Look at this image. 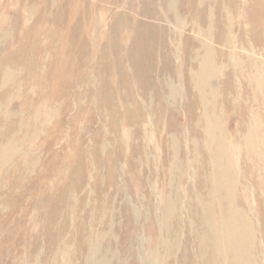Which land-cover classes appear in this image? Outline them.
I'll list each match as a JSON object with an SVG mask.
<instances>
[{
	"label": "rangeland",
	"instance_id": "rangeland-1",
	"mask_svg": "<svg viewBox=\"0 0 264 264\" xmlns=\"http://www.w3.org/2000/svg\"><path fill=\"white\" fill-rule=\"evenodd\" d=\"M262 137L264 0H0V264H264Z\"/></svg>",
	"mask_w": 264,
	"mask_h": 264
},
{
	"label": "bare ground",
	"instance_id": "bare-ground-1",
	"mask_svg": "<svg viewBox=\"0 0 264 264\" xmlns=\"http://www.w3.org/2000/svg\"><path fill=\"white\" fill-rule=\"evenodd\" d=\"M204 49H207V50H208L209 47L207 46V48H204ZM210 49H211V48H210ZM211 50H212V49H211ZM204 51H205V50H204ZM208 51L210 52V50H208ZM208 51H206V52L209 53ZM211 52H212V51H211ZM206 55H207V54H206ZM206 55H205V57H204L205 59H206ZM208 58H209V56H208ZM208 58H207V59H208ZM207 61H208V60H207ZM207 61H206V62H207ZM249 62L251 63V64L249 63L250 66L254 63V61L251 62V59L249 60ZM255 63H256V65H257V62H256V61H255ZM204 64H205V63H204ZM207 64H208V63H207ZM244 66H245V65H244ZM244 66H243V68H244ZM252 66H253V65H252ZM210 67H211V66H210ZM243 68H242V69H243ZM205 69H206V67L204 68V70H205ZM207 69H208V68H207ZM212 69H213V68H212ZM254 69H255V68H254ZM246 70H247V69H246ZM207 71H208V70H207ZM207 71H205V72H207ZM213 71H215V69H213ZM243 71H244V70H243ZM255 71H256V69H255ZM250 72H251V71H250ZM207 73H208V72H207ZM246 73H247V72H246ZM201 74H202V72H201ZM208 74H209V73H208ZM203 76H204V74H203ZM191 79H192V77H191ZM198 79H199V78H198ZM193 80H194V79H193ZM193 80H192V81H193ZM194 82H195V81H194ZM194 82H193V83H194ZM196 82H197V80H196ZM200 83H201V82H200ZM201 84H202V83H201ZM261 87H262V86H261ZM173 94H174V93H173ZM171 95H172V93H171ZM205 95H206V93H205ZM209 95H210V94H209ZM211 95H212V94H211ZM211 95H210V97H211ZM213 96H214V95H213ZM172 97H173V96H172ZM174 97H176V94L174 95ZM201 97H202V96H201ZM208 97H209V96H208ZM210 97H209V98H210ZM252 97H253V93H252ZM259 97H261V96H259ZM211 98H212V97H211ZM246 98H247V97H246ZM261 99H263V98L261 97ZM207 100H208V98H207ZM249 100H250V99H249ZM261 104H262V103H261ZM261 106H262V105H260V108H261ZM258 107H259V106H258ZM262 108H263V106H262ZM250 110H251V109H250ZM253 112H254V111H253ZM254 113H255V112H254ZM208 115H209V114H208ZM208 115H207V116H208ZM209 116H210V115H209ZM252 116H253V115H252ZM253 117H254V116H253ZM202 118H203V117H202ZM254 119H256V117H255ZM254 119H253V120H254ZM199 122H200V121H199ZM201 122H202V121H201ZM204 122H205V121H204ZM257 122H259V121H257ZM257 122H256V123H257ZM199 124H200V123H199ZM258 124H259V123H257L256 126H257ZM259 125H260V124H259ZM213 126H214V125H213ZM205 127H206V124H205ZM201 128H202V127H201ZM207 128H208V127H206L205 129H206V130H209V129H207ZM212 129H214V127H213ZM212 129H211V130H212ZM215 129H216V128H215ZM203 130H204V129H203ZM217 130H218V129H217ZM261 131H262V130H261ZM204 132H205V131H204ZM206 132H207V131H206ZM208 132H209V131H208ZM208 132H207V133H208ZM217 135H218V134H217ZM251 135H252V134H251ZM206 136H207V135H206ZM220 136H221V135H220ZM205 138H206V137H205ZM222 138H223V137H222ZM262 138H263V137H262ZM219 139H220V138H219ZM248 139H249V138H248ZM248 139H247V141H248ZM263 139H264V138H263ZM261 140H262V139H261ZM202 142H204V140H203ZM209 142H210V140H209ZM249 142H250V140H249ZM262 142H263V141H262ZM262 142H261V143H262ZM210 143H211V142H210ZM250 143H251V142H250ZM259 143H260V142H259ZM208 144H209V143H208ZM211 144H212V143H211ZM253 144H254V143H253ZM253 144H251V145L254 146L255 144H254V145H253ZM199 145H200V143H199ZM214 145H215V144H214ZM249 145H250V144H249ZM202 146H204V145H202ZM208 146H209V145H207V147H208ZM210 147H211V145H210ZM216 147H218V145H217ZM219 147H221V146L219 145ZM222 147H223V146H222ZM247 147H249V146H247ZM208 149H209V151H210V148H209V147H208ZM223 149H224V148H223ZM223 149H221V150L223 151ZM200 150H201V149H200ZM209 151H208V152H209ZM212 151H214V150H212ZM222 151H220V152L222 153ZM247 152H248V151H246V153H247ZM251 152H252V151H251ZM197 153L200 154L199 152H197ZM205 153H207V152H205ZM213 153H214V152H213ZM221 153H220V154H221ZM193 154H194V153H193ZM215 154H216V152H215ZM215 154H214V155H215ZM249 155H250V154H249ZM194 156H195V155H194ZM200 156H201V155H200ZM208 156H210V154H209ZM0 157H1V156H0ZM198 157H199V156H198ZM213 157H214V156H213ZM245 157H247V156H245ZM245 157H244V158H245ZM252 157H253V156H252ZM193 158H194V157H193ZM202 158H205V157L202 156ZM211 158H212V156H211ZM194 159H195V158H194ZM221 159H222V158H221ZM250 159H251V158H250ZM263 159H264V157H263ZM200 160H201V159H200ZM208 160H211V159L209 158ZM208 160H207V161H208ZM195 161H196V160H195ZM195 161H194V162H195ZM198 161H199V160H197V163H198ZM211 161H212V160H211ZM249 161H250V160H249ZM261 161H262V160H261ZM201 162H202V160H201ZM201 162H200V163H201ZM204 162H205V161H204ZM251 162H252V164H253V161H251ZM219 163H220V162H219ZM221 163H222V162H221ZM223 163H224V161H223ZM202 164H203V163H202ZM209 164H210V162H209ZM211 164H212V163H211ZM216 164H217V163H216ZM250 164H251V163H250ZM252 164H251V165H252ZM204 165H206V163H205ZM221 165H222V164H221ZM225 165H226V163L224 164V166H225ZM257 165H258V164H257ZM198 166H199V164H198ZM212 166H213V165H212ZM252 166L254 167V165H252ZM200 167H201V164H200ZM202 167H203V165H202ZM205 167H206V166H205ZM208 168H209V167H208ZM217 168H219V167H217ZM245 168H247V167H246V164H245ZM245 168H244V169H245ZM256 168H257V167H256ZM201 169H202V168H201ZM211 169H212V168H211ZM230 169L232 170L231 167H230ZM195 170H197V171L199 170V169L196 168V164H195ZM205 170H206V169H205ZM205 170H204V171H205ZM207 170H208V169H207ZM221 170H222V168H221ZM256 170H257V169H256ZM211 171H212V170H210V172H211ZM214 171H215V168H214L213 172H214ZM223 171H224V170H223ZM250 171H251V170H250ZM250 171H249V172H250ZM202 172H203V171H202ZM202 172H201V174H202ZM224 172H225V171H224ZM229 172H230V171H229ZM245 172H246V171H245ZM253 172H254V171H253ZM207 173H208V171H207ZM214 173H215V172H214ZM218 173H219V171H218ZM260 173H261V172H260ZM260 173H259V174H260ZM201 174H200V175H201ZM204 174H206V173H204ZM219 174H220V173H219ZM228 174H229V173H228ZM249 174H250V173H249ZM259 174L257 173V175H259ZM194 175H195V174H194ZM210 175H211V174H210ZM210 175H209V176H210ZM212 175H213V174H212ZM221 175H222V174H221ZM221 175H220V178H221ZM252 175H254V173H252ZM252 175H251V176H252ZM197 176H199V175L197 174ZM226 176H228V175H226ZM245 176H246V175H245ZM247 176H249V175H247ZM254 176H255V175H254ZM261 176H262V175H261ZM261 176H260V177H261ZM263 176H264V175H263ZM263 176H262V177H263ZM200 177H201V176H200ZM212 177H213V176H212ZM222 177H223V176H222ZM224 177H225V176H224ZM195 178H196V177H195ZM206 178H207V177H206ZM225 178H226V177H225ZM257 178H258V177H257ZM221 179H222V178H221ZM226 179H227V178H226ZM196 180H197V178H196ZM199 180H200V179H199ZM199 180H198V181H199ZM207 180H209V179H206V181H207ZM259 180H260V179H259ZM210 181H211V180H210ZM213 181H215V180H213ZM222 182H223V181H222ZM261 182H263V180H261ZM220 183H221V182H220ZM225 183H226V182H225ZM263 183H264V182H263ZM205 184L207 185V183H205ZM224 185H225V184H224ZM208 186H209V184L207 185V187H208ZM205 187H206V186H205ZM209 187H210V186H209ZM224 187H225V186H224ZM210 188L212 189V187H210ZM214 189H215V191H216L215 186H214ZM205 190H206V189H205ZM220 192H221V191H220ZM210 195H211V194H210ZM211 196H212V198H213V195H211ZM217 196H218V195H217ZM219 196H220V195H219ZM227 196H228V194H227ZM262 197H264V196H262ZM217 199H218V198H217ZM205 200H206V199H205ZM210 200L212 201V199H210ZM221 200H222V199H221ZM225 200H226V199H225ZM219 201H220V200H219ZM200 202H201V201H200ZM212 202H213V201H212ZM224 202H227V200L224 201ZM228 202H229V201H228ZM214 203H215V202H214ZM219 203H220V202H219ZM217 204H218V203H217ZM217 204H216V205H217ZM222 204H223V203H222ZM222 204H221V205H222ZM227 204H228V203H227ZM170 205H171V204H170ZM189 205H190V204H189ZM199 205H200V203H199ZM210 205H212V204H210ZM213 205H214V204H213ZM221 205H220V207L222 208ZM206 206H207V205H206ZM223 206H224V204H223ZM192 207H193V206H191L190 210H192ZM216 207H218V206H216ZM202 208H203V207H202ZM214 208H215V207H214ZM221 208H220V209H221ZM203 209H204V208H203ZM206 209H207V208H206ZM217 209H219V208H217ZM217 209H215V210L217 211ZM226 209H227V208H226ZM197 210H198V207H197ZM227 210H228V209H227ZM177 211H178V209H177ZM216 211H215V212H216ZM205 212H207V211L205 210ZM205 212H204V213H205ZM219 212H220V211H219ZM184 213H185V212H184ZM186 213H187V211H186ZM193 213H194V210H193ZM196 213H197V211H196ZM204 213H203V215H204ZM208 213H209V212H208ZM224 213H225V212H224ZM229 213H230V212H229ZM182 214H183V213H182ZM191 214H192V213H191ZM206 214H207V213H206ZM216 214H217V213H216ZM221 214H222V213H221ZM230 214H231V213H230ZM183 215H184V214H183ZM193 215H194V214H193ZM193 215H191V216H193ZM203 215H202V217H203ZM210 215H211V213H210ZM178 216H179V215H178ZM180 216H182V215H180ZM184 216H185V215H184ZM206 216H208V215H206ZM188 217H189V216H188ZM196 217H197V215H196ZM213 217H215V215H214ZM234 217H236V215H235ZM247 217H248V216H246V218H247ZM203 218H204V217H203ZM215 218H216V217H215ZM217 218H219V217H217ZM221 218H222V216H221ZM175 219H176V218H175ZM231 219H233V218H232V214H231ZM191 220H192V219H191ZM206 220H210V219H207V217H206ZM206 220H205V221H206ZM216 220H217V219H216ZM218 220H219V219H218ZM250 220H251V219H250ZM188 221H189V220H188ZM213 221H215V220L213 219ZM213 221H212V222H213ZM237 221H239V220H237ZM189 222H190V221H189ZM233 222H234V220H233ZM235 222H236V221H235ZM249 222H250V221H249ZM191 223H193V222H191ZM175 224H176V223H175ZM196 224H197V223H196ZM215 224H216V223H215ZM234 224H236V223H233V225H234ZM239 224H240V222H239ZM247 224H248V221H247ZM183 225H185V224H183ZM193 225H194V224H193ZM205 225H206V224H205ZM226 225H227V223H226ZM226 225L224 224L225 227H227ZM250 225H251V224H250ZM177 226H178V225H177ZM224 226H223V227H224ZM247 226H248V225H247ZM175 227H176V225H175ZM180 227H181V226H180ZM182 227H183V226H182ZM184 227H185V226H184ZM195 227H196V226H195ZM204 227H205V226H204ZM206 227H207V226H206ZM215 227H216V226H215ZM248 227H249V226H248ZM167 228H168V227H167ZM196 228H197V227H196ZM202 228H203V227H202ZM210 228H211V227H210ZM229 228H230V227H229ZM233 228H234V227H233ZM251 228H252V227H251ZM177 229H178V227H177ZM184 229H185V228H184ZM214 229H215V228H214ZM214 229H213V230H214ZM226 229H227V228H226ZM234 229H235V228H234ZM204 230H205V229H204ZM215 230H216V229H215ZM250 230H251V229H250ZM85 231H86V230H85ZM193 231H194V230H193ZM193 231H192V232H193ZM196 231H197V230H196ZM251 231H252V230H251ZM171 232H172V231H171ZM184 232H185V231H184ZM184 232H183V233H184ZM192 232H191V233H192ZM205 232H207V231H205ZM225 232H226V231H225ZM237 232H238V229H237ZM247 232H248V231H247ZM169 233H170V232H169ZM207 233H208V232H207ZM209 233H210V232H209ZM212 233H213V232H212ZM223 233H224V232H223ZM235 233H236V232H235ZM235 233H234V234H235ZM242 233H243V232H242ZM250 233H251V232H250ZM188 234H189V233H188ZM227 234H228V233H227ZM213 235H215V234H213ZM239 235H240V234H239ZM181 236H182V235H181ZM181 236H180V237H181ZM192 236H193V235H192ZM194 236H195V235H194ZM196 236H197V235H196ZM208 236H210V234H209ZM225 236H227V235H225ZM229 236H230V235H229ZM237 236H238V234H237ZM174 237H175V236H174ZM204 237H205V236H204ZM204 237H203V238H204ZM210 237H211V236H210ZM230 237H232V236H230ZM249 237H250V236H249ZM182 238H183V237H182ZM191 238H192V237H191ZM212 238H213V237H212ZM215 238H216V237H215ZM192 239H193V238H192ZM195 239H196V238H195ZM200 239H201V237H200ZM207 239H208V237H207ZM216 239H217V238H216ZM230 239H231V238H230ZM244 239H245V238H244ZM183 240H184V239H183ZM208 240H209V239H208ZM213 240H214V239H213ZM223 240H224V238L222 239V241H223ZM227 240H228V238H227ZM227 240H225V241L227 242ZM232 240H234L233 237H232ZM240 240H241V239H240ZM174 241L176 242V240H174ZM179 241H180V239H179ZM204 241H205V240H204ZM237 241H238V238H237ZM194 242H195V241H194ZM211 242H212V241H211ZM231 242L233 243V241H231ZM180 243H181V242H180ZM199 243H200V242H199ZM207 243H208V242H207ZM207 243H206V244H207ZM213 243H214V242H213ZM234 243H235V242H234ZM196 244H197V243H196ZM224 244H225V243H224ZM224 244H223V247H224ZM226 244L230 245L229 243H226ZM226 244H225V247H227ZM198 245H199V244H198ZM236 245H237V243H236ZM201 246H203L202 243L200 244V247H201ZM209 246H210V244H209ZM242 246H243V244H242ZM186 247H187V246H186ZM211 247H213V246H211ZM183 248H184V247H183ZM204 248H205V247H204ZM204 248H202L201 250L203 251ZM206 248H207V247H206ZM206 248H205V249H206ZM208 248H209V247H208ZM215 248H216V247H215ZM217 248H218V247H217ZM217 248H216V249H217ZM228 248H230V247H228ZM231 248H233V247H231ZM243 248H245V247H243ZM209 249H211V248H209ZM213 249H214V247H213ZM218 249H219V248H218ZM186 250H187V249H186ZM195 250H196V249H195ZM238 250H239V249H238ZM183 251H184V249H183ZM202 251H201V252H202ZM210 251H211V250H210ZM227 251H228V250H227ZM233 251H234V250H233ZM233 251H232V252H233ZM236 251H237V250H236ZM245 251H246V250H245ZM205 252H206V250H205ZM216 252H217V251H216ZM229 252H230V251H229ZM246 252H247V251H246ZM170 253H171V252H170ZM184 253H185V252H184ZM196 253H197V252H196ZM218 253H219V252H218ZM222 253H223V252H222ZM238 253H240V252H238ZM182 254H183V253H182ZM205 254H206V253H205ZM208 254H209V253H208ZM210 254H211V253H210ZM219 255H220V254H219ZM230 255H231V254H230ZM206 256H207V255H204V257H206ZM209 256H210V255H208V257H209ZM211 256H212V255H211ZM232 256H234V254H232L231 257H232ZM243 256H244V255H243ZM246 256H247V255H246ZM212 257H213V256H212ZM224 257H225V256H224ZM237 257H238V256H237ZM237 257H235V258H237ZM219 258H220V257H219ZM219 258H218V259H219ZM235 258H234V261H235V260L237 261V259H235ZM243 258H244V257H243ZM205 259H206V258H205ZM208 259H209V258H208ZM228 259H229V258H227L226 261H228ZM209 260H210V259H209ZM209 260H208V262H209ZM219 260H220V259H219ZM240 260H241V259H240ZM251 260H252V259H251ZM201 261H202V260H201ZM223 261H225V260H223ZM232 261H233V260H232ZM236 261H235V262H236ZM208 262H207V263H208ZM209 263H210V262H209ZM224 263H225V262H224ZM228 263H229V261H228ZM240 263H241V262H240ZM243 263H244V262H243ZM211 264H212V263H211ZM236 264H237V263H236Z\"/></svg>",
	"mask_w": 264,
	"mask_h": 264
}]
</instances>
